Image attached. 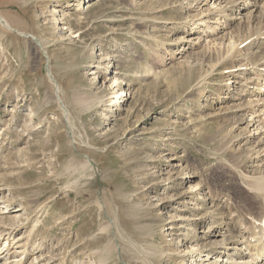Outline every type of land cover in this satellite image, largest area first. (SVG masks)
Wrapping results in <instances>:
<instances>
[{"label":"rangeland","instance_id":"374dc122","mask_svg":"<svg viewBox=\"0 0 264 264\" xmlns=\"http://www.w3.org/2000/svg\"><path fill=\"white\" fill-rule=\"evenodd\" d=\"M164 1L0 0V15L25 33L0 25V264H95L92 253L108 244L116 249L105 264H150L137 249L153 245L167 251L161 264H209L205 253L215 246L226 248L237 264L243 262L234 249H244L246 233L239 227L231 231L218 213L227 203L231 212L240 209L236 202L246 185L242 169L229 161L256 145L246 144L249 134L226 147L222 143L249 129L264 139V129L255 130L258 113L256 125L247 127L243 120L218 133L214 114L219 107L226 108L228 119L243 114L256 87L241 96L228 91L219 102L228 75L218 68L201 107L190 100L189 109L181 108L189 81L183 83L180 63L183 48L191 53V63L210 40L228 44L232 35L240 44L252 23L250 10L238 17L240 30L219 27L213 34L205 25H191L200 17L198 10L187 12L178 4L168 8ZM55 17L62 21L58 29ZM182 19L188 21L186 32H179L184 31ZM260 53L264 57V49L255 56ZM244 55L241 61L250 58L248 51ZM253 68H246L245 79H253ZM49 72L60 84L70 118L52 101L56 86ZM245 79L242 83L250 84ZM75 93L86 101L97 99L78 106ZM178 93L181 111L170 101ZM165 100L170 107L162 115ZM130 127L136 132L133 140L118 138ZM87 160L90 165L82 169ZM263 169L254 163L246 176ZM214 214L218 221L212 227ZM10 227L16 229L6 241ZM191 245L194 253L185 250ZM201 249L204 258L198 260ZM223 261L226 256L217 263Z\"/></svg>","mask_w":264,"mask_h":264},{"label":"bare ground","instance_id":"6f19581e","mask_svg":"<svg viewBox=\"0 0 264 264\" xmlns=\"http://www.w3.org/2000/svg\"><path fill=\"white\" fill-rule=\"evenodd\" d=\"M185 1H187V2L184 3ZM164 2H165L166 6L170 5L168 8H170V7L176 8V4H178L177 6H182L183 9L188 10L187 12L198 10L197 16L198 17L200 16V17L197 20L193 19L191 25H199V24L205 25V28L209 29L213 34H215V32L218 31L219 27H221V29H222L221 31L229 30L230 28H233V26H236V27L238 26L236 29L240 30L241 25L239 23H237L238 19H239L238 17L243 14L244 10H250L249 11V13L251 14L250 21H252V23H250V25L246 31V35H244V39L242 41H240V44H238L239 41L235 40L232 37V35L228 40V44H224L222 42H219L218 40H210L209 46L207 48L208 51L206 50V52H204L202 55H200L196 59H194L195 62H197V61L201 62V63H199L198 67L191 66L194 62V61H192L191 62L192 64L190 63V59L192 60V58L190 57L191 53L189 55V53L186 52L185 48L182 49L181 54L184 56V57H182V59H184V61H182V63H180V64L183 68L182 69L183 73H185L184 76L182 77L183 78L182 80L184 83V79L186 78L185 81H187V80L189 81L188 82L189 86L185 90L186 95H184V96H186V98H184L182 100L181 95H179V93H178L177 94L178 96L172 98L170 101L172 102L173 106L175 107V109L177 111L183 110V109H179V107H176V104H179V100L183 101L182 105H180L181 108L189 109L187 102H190V100L196 101V103L201 107L202 104H201L200 99L201 98L205 99L207 97L206 96L207 93L205 92L207 89L206 86L208 83H211L212 78L214 76H216L215 74L217 73L218 68H220L221 70H226V74L228 76L226 77V79H224L222 81V84L224 86L223 92L225 91V93H223V96L222 95L218 96L217 100L219 102H224V99L227 98L226 94L228 91H233L235 94H238L237 96H241V94L244 90L249 93V91L250 90L252 91V89H254L255 87H256V89H255V93L253 92L254 94L251 92L249 93V95H248L249 99L246 101V104L243 108L244 113L239 115V116L236 115L237 121H236V116H235V119H228V116H227L228 112L225 111L226 108L219 107V109L218 108L216 109L217 113L214 114V116L216 118V122H214L216 125L214 126V128H216V131H218V133H219L220 131L223 130V128L225 126H231V127L233 126L234 127L236 125V123L242 122L243 120H246V122L248 124L247 127H250L252 125L254 126V125H256L257 121H259V126L256 127L255 130L259 131L260 129H264V97H262V94H264V92H262V89H264L263 88L264 87V64H261V62L264 60V57H261V55H262L261 53H260V55L255 56V53L259 49L260 50L264 49L263 48L264 43L261 41V38L264 35V0H192L191 2H189V0H184L183 3H179V2L173 3L172 0H165ZM74 4L72 5L70 2L68 4V6L71 7V6H74ZM203 5L208 6V8H206L205 10L202 9ZM69 7H68V9H69ZM204 13H207V14H205L204 17H207L208 20H204V17H201L202 15H204ZM55 18L53 21L55 22L56 26H58L57 27V29H58L59 24H61L62 21L59 18H56V19ZM184 19H187V18H184ZM184 19H182V22H183L182 28L184 29V31L181 30L179 32H186L185 31L187 29L186 23L188 21L184 20ZM212 20L214 23H218L219 25L216 26L214 24H210L209 22H211ZM0 25L7 30H10V31L16 30V31H19L21 34H25L24 32H21L20 30L16 29L6 19V17L2 16V14L0 15ZM191 25H190V27H191ZM213 25H214V27H213ZM188 30H190V29H188ZM207 31L208 30H205L203 32H205L207 34ZM183 39L185 40L186 37H184ZM189 42H190V40H189ZM183 51H185V52H183ZM244 51H245V53H246V51L249 52L250 58L249 59L247 58L248 60L243 59L241 61L240 57H245V55H246L245 54L243 56ZM219 53H220L219 59L215 60L214 57L217 56ZM253 58H254V61H253ZM124 60H125L124 62H126V64H127V62H128L127 59H124ZM244 61H247V65L243 64ZM235 63H238L239 65L237 66V64H235ZM249 65H253L254 68L252 69V71L254 73V77H256V78H254V77H253V79L251 77H247V79L244 78L247 76L246 75V73H247L246 68ZM211 66H212V68H210ZM92 68L95 69L96 65L94 64L92 66ZM205 68H208L209 70L207 69L206 71H204ZM186 72H187V74H186ZM248 73H249V71H248ZM49 76H50L51 80L55 83L54 86H56V89H55L56 93H55L52 101L55 100L56 103L58 102L61 105L60 107L63 108V110H62L63 114L67 113V115L70 118L69 109L66 108L67 106L63 105L64 100L61 96L62 89L60 87V84L59 85L56 84L55 79L53 78V76L50 72H49ZM180 78H181V76H180ZM180 78L178 77V79H180ZM178 79H173V85H175L176 87H179L178 86V81H179ZM233 79H235V80H233ZM241 79L247 80V82H250V84L242 83ZM121 84H125V83H121ZM234 84H236V88L235 87L233 88ZM77 93L74 94L73 100L78 106H83L84 104L88 105L97 99V98L96 99L90 98L91 102H89L90 99H89V101H86L87 100L85 98L86 96L80 95ZM251 94H252V96H251ZM166 100L164 102H162L161 105L159 104L162 108H164V110L162 111V115H165L169 111L170 105H169V102L168 103L166 102ZM215 108H216V106H215ZM258 113L260 114V117H259V120L256 121L255 120L256 118H253V117H255ZM246 116H247V118H246ZM18 119H20V118H18ZM163 125H165V123H163ZM163 129L160 130L161 134L164 133ZM135 133H136L135 130L132 127H130V129L129 130L127 129V131H125L123 135L119 134L121 136L118 135V138L120 137V139L125 140L130 136L129 137L130 139H128V140H133L132 136H135ZM245 134H249L245 138L246 144H250V147H251V145L253 146V144H255L256 148L254 150H249L247 152H244L240 155H236L233 157V159L231 157L230 159H232V160L229 159L230 160L229 162H230L232 167H237L240 170L242 169V171H241V173L243 172L242 173V178H243L242 182H243V184L246 185L245 188L243 187L244 189L242 188L243 195L240 197V201L236 202V205L238 206V208L240 207V209L236 208L231 212V211H229L231 209V206H229L227 203L226 208L224 207V209L226 211H222V213H218V215H221L220 219H225V220L227 219L228 220L229 223L225 222V225L228 226V228H231V231H232L233 227L234 228L239 227L240 230L242 229V231H244L246 233V235H243L244 241H243V243H241L242 248H244V249H238V248L234 249V252L237 253L240 256V259L243 260V262H241L239 264H261V263L263 264L264 263V169H263V171H259L260 173L258 175L256 174L255 177L248 176V175L246 176V174H247L246 171H248V168H250V165L252 167V165L254 163L255 164L256 163H260V164L262 163L263 168H264V139H261L260 137L255 136L254 131L249 129L248 132L241 133V134H238L235 136L231 135V138H229L228 140H226L225 142L222 143V141L224 140L223 139L220 143H222L223 147H226L228 144L233 143L234 140H236L240 136H244ZM228 135H230V134H228ZM163 137H164V134H163ZM70 139H69V142L71 143L72 139L71 140ZM241 142H242V140L239 143H241ZM254 155H256V156H254ZM89 165H90V162L88 160L84 161V164L81 165V168L82 169L88 168ZM243 174H244V176H243ZM206 183L208 185L206 187V190H210L209 181H206ZM233 185L235 187H233V188L230 187V189H232V190H234V188L237 187L236 183H233ZM198 200L199 199H197V203L194 204L196 209H199L198 206L200 203ZM199 214H196V216H200ZM212 218L214 219L212 227H215L216 226L215 224L218 221L217 220L218 217L216 216V214H214V215H212ZM196 222H198V219H195V223ZM12 225H14V224H12ZM198 226H199V223L197 224V226H195L196 235L198 233ZM15 229H16L15 227H10L11 232L9 230L10 233L8 232L9 234H5V237H8V238H6V241L11 238ZM1 233H2V230L0 231V236H1ZM6 233H7V230H6ZM220 234H223V233L220 232ZM151 238H154V237L151 236ZM225 239H229V238H226V236H225ZM29 240H27V242ZM151 240H154V239H151ZM230 241H232V240H230ZM178 244L179 243H177V245ZM26 245H27V243H26ZM26 245H24V246H26ZM133 245H135V244H133ZM237 245H239V244H237ZM223 247H226V246L223 245ZM24 248L26 250V247H24ZM186 248L190 249L189 251H191V253H194L196 251L195 246H192V245L190 246V248L185 247V250H186ZM115 249H116L115 244L114 245L108 244L106 247L100 249L99 252L92 253L94 255L91 258L95 264H105L107 262V260H110L109 258L112 257ZM136 249H137V247H136ZM160 249H162V248L159 246L157 247V246L153 245V247H148V248H144V249L142 248L141 249L142 251L140 249H137V250H138L139 254L140 253L142 254L143 258H141V259H143L145 262L149 261L150 264H153V260L156 259L157 264H161V262L163 260V256H164L163 253L167 252V251H163V250L160 251ZM223 249H225V250H223ZM25 250L23 251V253H25ZM188 253H190V252H188ZM203 253H205V252L202 249L198 250L196 258H198V260L201 259ZM148 256L155 257V258L154 259L152 258L153 259L152 260ZM223 256L224 257L226 256V261H223L222 263L225 262L224 264H237V260H235V258L233 257L234 256L233 254H226V248H222V250H219L215 246V248L212 250V252H206L205 253V258L208 259L209 264H221V263H217V262H219L221 257H223ZM167 257L170 258L171 256H167ZM194 258H195V256L192 255V260L195 262L196 259H194ZM202 258H204V257H202ZM212 258H214L213 262H211ZM151 260H152V262H151ZM144 264H146V263H144ZM154 264H155V262H154Z\"/></svg>","mask_w":264,"mask_h":264}]
</instances>
